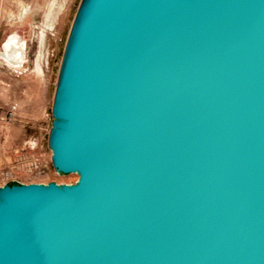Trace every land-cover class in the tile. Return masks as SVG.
<instances>
[{
	"label": "water",
	"instance_id": "1",
	"mask_svg": "<svg viewBox=\"0 0 264 264\" xmlns=\"http://www.w3.org/2000/svg\"><path fill=\"white\" fill-rule=\"evenodd\" d=\"M51 116L0 264H264V0H80Z\"/></svg>",
	"mask_w": 264,
	"mask_h": 264
},
{
	"label": "rangeland",
	"instance_id": "2",
	"mask_svg": "<svg viewBox=\"0 0 264 264\" xmlns=\"http://www.w3.org/2000/svg\"><path fill=\"white\" fill-rule=\"evenodd\" d=\"M80 0H0V54L18 38L27 41L25 59L14 67L0 55V186L57 181L48 133L57 74ZM53 6L50 18L47 13ZM40 52L44 56L39 58ZM41 61L42 73L37 71Z\"/></svg>",
	"mask_w": 264,
	"mask_h": 264
},
{
	"label": "bare ground",
	"instance_id": "3",
	"mask_svg": "<svg viewBox=\"0 0 264 264\" xmlns=\"http://www.w3.org/2000/svg\"><path fill=\"white\" fill-rule=\"evenodd\" d=\"M53 6H51L50 10L47 13L48 18H50L52 13ZM27 41L22 40L18 38L17 40H11L4 46V53H1L0 55L6 59L11 66L14 67H20L25 59V51L27 47ZM43 55L42 52H40L39 58H41ZM37 71L39 73H42L43 70L41 68V61H38L37 64Z\"/></svg>",
	"mask_w": 264,
	"mask_h": 264
}]
</instances>
